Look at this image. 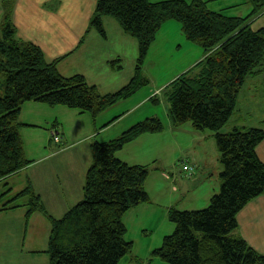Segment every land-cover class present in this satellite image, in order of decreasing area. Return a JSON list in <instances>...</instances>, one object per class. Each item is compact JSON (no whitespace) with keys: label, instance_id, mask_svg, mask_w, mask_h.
Returning <instances> with one entry per match:
<instances>
[{"label":"trees","instance_id":"obj_1","mask_svg":"<svg viewBox=\"0 0 264 264\" xmlns=\"http://www.w3.org/2000/svg\"><path fill=\"white\" fill-rule=\"evenodd\" d=\"M245 3L251 7L247 15L230 16L223 10H211L207 0H98L91 26L106 37L103 18L112 17L138 42L134 76L117 91L106 94L82 74L62 75L58 59L47 62L38 46L20 39L11 19V4L5 3L0 20V197L8 200L0 211L22 206L26 208V223L36 211L49 219L44 250L49 261L45 264H119L132 254L133 242L127 239L124 216L132 208L151 202L145 188L150 169L129 164L117 154L143 134L162 132L165 124L152 116L109 141H93L84 197L55 218L30 181L18 192L6 181L31 163L20 129L34 126L20 121L21 107L35 101L52 108L66 106L96 118L132 97L148 84L141 68L163 23L171 19L181 24L187 40L203 48L204 56L193 74L186 72L169 84L170 119L175 127L190 123L197 131L213 133L223 170L220 191L207 207L169 209L174 229L152 254L168 264H264V254L237 233L239 212L264 195V163L256 152L264 140V127H235L224 132L247 77L258 74L264 65V26L252 28L264 13V0ZM111 65L122 68L120 60ZM179 163L188 177L193 175L184 169L192 165L188 159Z\"/></svg>","mask_w":264,"mask_h":264},{"label":"crops","instance_id":"obj_2","mask_svg":"<svg viewBox=\"0 0 264 264\" xmlns=\"http://www.w3.org/2000/svg\"><path fill=\"white\" fill-rule=\"evenodd\" d=\"M7 1L0 0V20L5 13V3L11 4V19L17 29V36L38 46L47 62L51 63L58 59L57 68L62 75L82 74L90 84L96 85L102 94L115 92L124 86L126 82L123 84L116 82V76L121 69L114 68L111 62L120 60L121 63L128 51H131L134 59L138 42L126 34L112 17L103 18L106 37L91 26L98 0H13L12 3ZM207 1L211 10H223L226 14L239 6L250 7L245 0ZM103 81L113 87L106 89ZM160 90L151 93L148 98L153 97L154 93H161ZM156 95L158 94L154 95V101ZM130 98L119 101L96 118L89 113H81L66 106L52 108L35 101L23 104L19 119L34 126H23L20 129L25 154L31 163L17 174L8 177L6 181L15 192L24 189L30 181L44 204L46 199L50 202L51 198V212L48 209L47 212L55 218L61 217L84 197L86 173L93 161L92 142L95 140L106 142L117 137L155 110L150 108L149 111L131 118L125 127L112 131L127 114L135 112V107H139V103L146 104L148 100L144 98L143 102L132 104L118 115L116 106ZM262 99L264 65L258 74L247 77L238 98L237 108L224 127V132L235 127L243 129L264 127V105L260 107L255 105ZM250 103H253L252 108ZM151 116L163 120L160 113ZM163 122L165 128L162 132L143 134L124 146L117 154L129 164L148 163L154 167L150 169L145 185L151 202L132 208L124 216L127 225L142 214L141 221L146 224L142 232L147 240L150 239L153 229L156 232L162 228H167V231L174 229V226L170 225L172 223L168 214L171 207L180 210L205 208L221 187L220 173L223 165L214 134L209 131H197L190 123L175 127L169 114ZM56 136L59 137L58 141L55 140ZM256 152L264 163V140L258 144ZM183 158L191 162L193 170L195 168V172L189 177L182 171L179 163ZM42 169L51 173L49 198L45 197V193L39 188L43 183L41 180L46 177L40 172ZM15 176H18V179L13 180ZM153 176L154 182L151 181ZM37 212L39 211H36L27 223V231L34 230L32 229L34 224H38ZM237 220L239 223L237 233L249 245L264 254V195L249 202L239 212ZM50 228L49 224L47 234L45 233L46 239L43 244L45 246L41 243L39 246L41 249H38L39 240L34 238L29 247L30 252L36 253L35 250L46 249ZM170 233L165 232V235ZM130 235L128 229L127 239L133 242L134 252L135 241ZM127 256L122 261L129 257ZM133 259L134 256L131 254L130 260Z\"/></svg>","mask_w":264,"mask_h":264},{"label":"rangeland","instance_id":"obj_3","mask_svg":"<svg viewBox=\"0 0 264 264\" xmlns=\"http://www.w3.org/2000/svg\"><path fill=\"white\" fill-rule=\"evenodd\" d=\"M249 12V6L247 8L239 6L229 14H241V16H245ZM262 26H264V13L257 17L256 21L252 24V28L258 29ZM138 55V50H136L134 59L131 51L125 54V59H122L120 63L122 67L120 73L116 76L117 84H123L124 82L128 83L134 76ZM203 56V48L185 38L181 24L178 21L171 19L164 22L141 68L142 76L147 78L148 84L139 89L128 101L122 102L123 104H118L115 110L119 115L130 108L132 104L135 105L138 102H143L145 100L144 98L148 99L147 103H139V107H135V112L127 114L122 121L116 124L112 131L122 128L123 126L125 127V124L128 123L131 118L149 111L150 108H154L155 110L150 113V115H146L147 118L152 117L151 115L155 113H160L165 121L170 109L169 91H171L172 88L169 84L186 72L188 74H193L196 69V62ZM103 83L106 89H111V87H113L112 85H108L106 81H103ZM126 83L124 85H126ZM158 89H161L162 92L153 94V97H155V94H158L156 95L157 98H155V101L153 97L148 98L151 93L156 92ZM249 105L250 108L253 107V103ZM255 105L259 107L263 106L264 99L259 100ZM146 158L147 157H145V159ZM146 164L144 165L148 166L149 169L154 168L153 165ZM40 172L46 175V177L41 180L43 183L39 185V188L45 193V197H50L51 173L43 169ZM14 179H18V176H15L13 180ZM151 179V181L154 182V176ZM1 192H3L2 186H0V193ZM7 200L8 198L1 200L0 197V208H2L1 205ZM46 200L45 204L43 201L42 203L45 209L51 212V198L50 202L49 199ZM25 210V207L20 206L13 210L0 211V264H45L49 261V256L44 250H35L34 252L36 253H33L30 252L29 247L31 246V242L35 240L34 238L39 240V245H36L38 249H41L39 247L41 243L42 246H45L43 245L46 239L45 233L49 228L50 221L39 211L37 212L38 224H34L32 228L34 230L27 231L28 225L25 221V216H23ZM141 218L142 214L126 225L129 229V233H131L130 236L133 238V241H135V251L132 252L134 259L131 261V255L129 254V257L127 256L128 260L125 259L121 261L120 264H168L158 257L153 256L152 251L162 244L165 232H172L173 229L167 231V228H162L157 232L153 229L152 234H150V239L147 240L146 236H144V232H142L146 224L142 223ZM170 225L174 226L173 224Z\"/></svg>","mask_w":264,"mask_h":264},{"label":"built area","instance_id":"obj_4","mask_svg":"<svg viewBox=\"0 0 264 264\" xmlns=\"http://www.w3.org/2000/svg\"><path fill=\"white\" fill-rule=\"evenodd\" d=\"M58 139H59V137L56 136L55 140H58ZM184 169L185 170H190L193 173V166L192 165H185Z\"/></svg>","mask_w":264,"mask_h":264}]
</instances>
